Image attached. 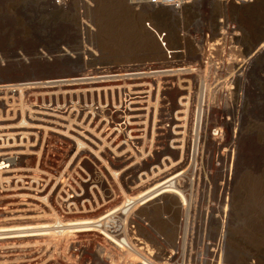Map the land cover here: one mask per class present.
<instances>
[{
  "label": "rangeland",
  "instance_id": "374dc122",
  "mask_svg": "<svg viewBox=\"0 0 264 264\" xmlns=\"http://www.w3.org/2000/svg\"><path fill=\"white\" fill-rule=\"evenodd\" d=\"M53 1L0 0V85L25 83V81L44 82L49 79L72 76L81 77L95 72L97 68H104L106 72L121 75L128 66L145 63L155 64L154 66L162 65L167 62L164 52L144 27L146 22L155 29L167 33V45L171 49L184 48L186 59L189 61H196L201 56V59L205 61L206 57L203 53L207 51L210 61L207 65L204 64L203 74L190 77L184 75L171 78L160 77L155 80L145 78L137 84L143 85L142 90L146 93L151 92L150 106L143 104L148 112L152 113L153 108L158 105L155 113L159 118L165 113L160 109L164 104L173 122L177 118L183 120L182 112L187 113L188 116L191 115L187 120H192L194 107L198 102L197 97H202L205 88L212 91L210 94L212 97L207 105V118L211 123L208 128L209 138L206 140L204 157L201 152L197 158L192 157V161L196 159L201 161L198 162L200 169L195 177L197 181H200L199 190H203L205 189L204 175H206L207 184L210 185H206L205 190L210 188L209 200L213 202L221 180L217 171V164L220 161L215 162L214 159L218 151H215L210 140V130L214 128L213 122H216L218 124L216 126L223 131L221 145L228 142L231 136L236 141L235 173L223 264H264V46L263 49H259L264 44V0H246L241 3L236 1L235 4L225 5L224 8L210 7V0H197L202 5L200 10L196 9L193 16L184 14L181 23L176 22L171 16L149 17L146 10L136 11L127 0H87L90 7L83 0H70L65 9L55 7L52 5ZM215 1L224 3V0ZM130 7L133 8V12L129 11L132 16L128 13ZM219 20L227 21L235 26L233 37L230 33L228 35L221 33ZM84 22L90 26L91 30L82 26ZM136 31L148 32L154 47L147 49ZM182 34H184L183 37H181ZM182 38L185 41L180 40ZM202 44L205 45L204 50L201 48ZM84 49L93 55L84 53ZM65 52L68 54V59L79 60L76 66L60 64L67 61L64 57L59 58ZM157 53L161 56L160 58L156 57ZM154 55L155 57H152ZM41 56L44 58L42 59ZM84 60L88 61L85 67ZM232 60H238L240 64L233 66ZM241 65L245 66L240 72ZM230 79H234V84H231L233 90L229 92V95L228 93L221 95L220 92L223 90L219 89ZM126 82L130 88L125 89V93L134 91L131 87L133 83ZM81 84L79 83L76 87V93L71 99L59 98L58 104L60 106L66 104L74 112L84 111L87 115L85 123H81L82 117L68 127L42 122V109L47 101L42 91L22 92L21 95L16 93L12 102L7 100L12 105L8 113L6 108H0V127L7 129L4 133L24 132L27 131L26 125L37 124L43 125L46 130L45 135L42 134L30 140L29 152L13 168L17 172L9 176L10 183L5 180L7 176H0L2 190L0 191V227L12 225L9 222H3L11 215L39 217L31 223L27 222V225L33 226L43 224V220L48 219L58 210L66 212L62 204H60L61 208L50 204L47 208L40 206L36 200L28 199L29 192L25 186V176L33 170L42 173L48 185L46 191L55 183L57 185L55 191L61 189V192L68 191L69 194L83 195L80 199H73L77 207L76 212L64 215L67 221L94 220L117 203V200L105 202L107 200L105 196L107 193L110 194L105 181L107 180L115 194L119 193L118 182L114 183L109 173L114 171L115 174H119L116 172L120 170V157L112 155L111 152H119V155L121 153V149L118 151V147L121 148L120 133L115 132L111 135L109 129L110 124L118 119L119 113H116L114 108L119 102L118 88L120 102L122 100L124 81L120 77H112L98 82V87L101 89H113L114 96L108 93L106 98L103 96L97 98L95 94L90 96L88 93H83L84 86ZM216 84L219 86L215 87ZM188 93L191 98L188 101L182 100ZM7 98H10V95ZM144 100L147 101V99ZM179 103H187L188 111L185 112L186 107L180 108ZM21 113L24 114V121L30 114L39 121H25L26 123L23 124ZM227 118H229L227 121L231 123L229 127H224ZM187 123H190V128L200 127L202 138L203 127L198 122L188 121ZM52 131H57L58 134ZM81 136L84 138L81 139ZM5 140L4 138V144ZM8 143H12V136ZM22 150L16 149L17 152ZM75 152L80 154L74 155ZM64 192L61 193L63 196ZM103 197H105L104 202L101 200ZM82 199L86 200L83 204ZM28 209H31V213ZM166 210L167 208H163L158 211L154 208L153 211L160 216L163 212H167ZM15 211L19 213L14 214ZM199 211L200 209L197 208V222ZM214 211L212 208L206 210L208 219H212ZM174 220L173 216L164 230H159L162 227H159L158 221L157 225L154 222L156 230L167 240L165 245H154L159 249L157 252L163 253L174 244L177 231V223H174ZM209 226L210 230L207 234L209 238H212L219 232L221 226L215 218ZM197 227L196 223L195 228ZM194 232L193 242L195 243L196 230ZM144 237L151 243L152 238L147 235ZM29 239L35 238L15 239L17 240L15 246H22L16 250L33 246L32 244L24 246L25 241ZM78 240H80L82 251L78 264H86L91 259L95 264H105L100 260L102 252L98 250V244H101L100 237L80 236ZM65 246L71 247V240H67ZM171 255L172 261L177 259V264H181V253L180 258H177L176 253ZM210 259L211 256L207 253L206 264H214L213 260L209 261ZM195 263L199 264L192 258L191 264Z\"/></svg>",
  "mask_w": 264,
  "mask_h": 264
},
{
  "label": "built area",
  "instance_id": "2783aa9c",
  "mask_svg": "<svg viewBox=\"0 0 264 264\" xmlns=\"http://www.w3.org/2000/svg\"><path fill=\"white\" fill-rule=\"evenodd\" d=\"M69 1L54 0L52 5L65 9ZM83 1L89 7L91 6L87 0ZM195 1L197 0H127L136 11L143 7H149L153 9L167 8L175 12L181 11L185 6ZM219 22L222 28L220 29L221 33L224 32L227 35L230 33L233 37L235 26L227 21L219 20ZM84 24L91 29L86 22ZM154 34L158 46L164 52L165 61H168L169 65L154 66L155 64L145 63L128 66L130 69L145 72L153 70L155 67H170L182 69V73L186 77L204 73L205 66L201 59L202 56L196 61H189L186 59L184 48L171 49L167 45V33L160 29H154ZM183 36L184 34L181 35V37ZM201 48L204 50L205 45L202 44ZM176 55L180 57L174 58ZM155 108L147 121L134 118L137 114L127 115L122 134L121 166L119 172H116L119 173V177L116 179L111 174L114 171L109 173L112 181L118 182L119 193L115 194L107 180L105 181L106 188L110 192L105 196L107 199L105 202L110 203L117 200V203L106 210L103 215L94 219L91 224H87L82 232H73L75 229L72 226L68 230L71 233L64 234V224L67 221L64 219V215L76 212L77 207L73 201L74 198H72L76 194H69L68 191L61 192V189L55 191V183L46 191L48 185L40 171L33 170L25 176V186L29 192L28 199L36 200L40 206L43 205L47 208H49L48 204L54 205V207H60L62 204L65 206L66 212L58 210L53 217L49 216L48 219L43 220L44 223L39 228L42 230V235L30 237L35 239H29L24 243V246L32 244L31 247L17 251L12 245L16 244L17 240L0 241V264H78L82 254L78 238L90 235L100 237L102 245L98 244V250L102 252L100 260L105 264H177V259L170 261L159 258L160 255L167 258L171 253H176L177 258H180L181 253V264H191L192 258L199 264L202 262L206 264L208 262L205 261L207 253L211 256L209 261L213 260L214 264H223L227 243L226 230L230 220V197L235 173L236 141L231 136L228 142L221 145L224 147V152L222 153V149H220V152L215 154V162L220 161L217 164V171L221 180L214 201L210 202V188L205 190L206 185H210L207 184L206 175H204L203 187L205 189L203 190H199L200 181H197L195 177L200 169L198 162L201 161L197 159L192 161L193 156L197 158L201 152L204 157L205 153L206 141L200 137V127L190 128L189 125L182 122L178 125L179 128H175L172 123L173 118L169 112H166V106L161 105L160 109L165 113L161 112L160 114L163 116L159 115V118L155 113ZM175 131L178 133L177 142H174ZM222 133V129L210 132L211 137H215L218 143L222 140ZM176 158L178 159L175 160ZM178 162H182L184 167L174 173V165ZM0 191L2 190L0 189ZM105 191L107 190L105 189ZM63 192L64 196L61 194ZM167 197H171L174 201L166 202L165 198ZM75 198L80 199V197ZM65 200H69V202H65ZM85 201L82 199L81 203L83 204ZM28 204L31 205V203ZM153 206L167 208V212H163L158 219L169 222L174 216V223H177L175 240H172L174 244L163 253L157 252L159 249L155 246L157 244L165 245L167 240L154 227L152 214L148 211ZM197 208L200 209L198 222L196 220ZM209 208L215 210L212 213V219H208L206 216V210ZM28 210L31 213V209ZM38 216H40L39 213ZM214 218L219 221L222 229L220 228L214 237L209 238L207 233ZM196 223L198 224L197 228H195ZM195 230L197 239L194 243ZM144 235L152 238L154 242L150 241L151 243H149ZM67 240H71V247L65 246ZM93 261L91 259L86 264H95Z\"/></svg>",
  "mask_w": 264,
  "mask_h": 264
},
{
  "label": "bare ground",
  "instance_id": "6f19581e",
  "mask_svg": "<svg viewBox=\"0 0 264 264\" xmlns=\"http://www.w3.org/2000/svg\"><path fill=\"white\" fill-rule=\"evenodd\" d=\"M217 1H221V0H217ZM236 1H240L239 3H241V1H246V0H224V3H222V2L219 3V2H216L215 0H210V2H211L210 7H212V8H215V7L216 8L217 7L222 8L223 7L224 8L225 5L235 4ZM245 4H247V3H245ZM207 5H209V4L207 3ZM200 7H202V5L200 4V2L196 1V2L191 3L190 5L185 6L181 11H177V12L169 10L167 8L153 9V8H149V7H143L142 9L146 10V14L149 17L155 16V15L156 16H162V17L171 16L176 22L181 23L182 18H183L182 16L184 14H188L189 16H193L195 10L196 9L200 10ZM228 10H229V8H228ZM129 11L133 12V8L130 7V10H128V13L132 16L131 12H129ZM134 15H136V14L134 13ZM132 18H134V17H132ZM82 26H85L86 29H89L85 24ZM144 27L153 37L155 36V34H154L155 28L150 23L146 22L144 24ZM136 32H137L136 34H138L140 36V39H143L142 40L143 44L147 49H152V47H154L153 46L154 43H153L151 36L149 35L148 32H146V31H141V32L136 31ZM154 39H155V37H154ZM180 40L185 41L184 38H182ZM263 46H264V44L261 45L259 49H263ZM84 51H85L84 53H87L89 56L93 55L90 51L87 52L85 49H84ZM58 53H60V52H58ZM203 54L206 57L204 64L207 65L210 61L209 53L206 51ZM61 57H64L67 59V61L61 62L60 63L61 65L76 66V64L79 62L78 59L77 60L68 59L67 58L68 54L66 52L59 56V58H61ZM152 57H155V55ZM156 57L160 58L161 56L159 55V53H157ZM41 58L43 59L44 57L41 56ZM174 58H177V56H175ZM92 62H93V60H92ZM163 64L169 65V62L167 61V62H164ZM232 64L234 66V65H237L240 63L238 60H234ZM83 65H84V67L87 66L88 61L84 60ZM244 66L245 65H241L239 68V71L241 69H243ZM167 68H170V67H165V68L155 67V69H153V70H149V71H145V72H137L136 70H133V69H130L129 67H126V69H124V72L121 75L114 74V72H109V71L106 72V69L104 70V68H101V69L97 68L95 70V72L90 73L86 76H81V77H77V76L69 77L68 76L69 78L49 79V80H45L44 82H36V81L26 82L25 81L26 79H25L24 80L25 83H15V84L14 83H8V84L6 83L5 85H0V96L1 95L3 96V97H0V108H6L7 109L6 113H8V111L10 110L12 105H10L7 102V100H11V102H12L13 96L16 93L21 95L22 92L33 91L36 93L38 91H42L43 95L47 97L46 105H44L43 109H42V111H43L42 112V117H43L42 122H45L48 124H58L62 127H68L71 124L77 122L78 119L82 117L81 123H85V121L87 120V115L84 113V111L74 112L71 109V107L67 106L66 104H63L62 106H60L58 104V99L59 98L71 99L73 94L76 93V87L79 85V83L80 84L83 83V84H81L84 86L82 92L88 93L90 96H93L95 94L97 96V98H100L101 96L106 98L108 93L111 96H114L115 93H114L112 88H102L101 89L98 87V82H100L102 80H106L108 78H112V77H120V78H122V81H124L122 100L120 102V89L118 88L117 94L119 97V99H118L119 102H118V105L114 108L115 112L119 113L118 119L116 120L115 123L110 124L111 128L109 130H110L111 135L115 132L120 133L121 148L119 146L118 151H120V149H121V153L119 155V152H111V154L114 156H117L118 158L120 157V160H121V157L123 154L122 134H123V127L125 124V120L127 119V115L130 113L137 114V116L134 118H138V119L141 118L145 121L149 120V116H150V113L148 112L147 107H145L143 104L150 106L149 100L151 97L150 96L151 92L146 93L144 90H142L143 85H139V84H137V82L142 81L145 78H148L150 80H155L156 78H160V77L171 78L174 76H183L184 75V73H182V69H173V68L167 69ZM176 78H177L176 80L179 81V78L178 77H176ZM232 78H234V77H232ZM234 79L227 80L225 83H224V81L222 82V83H224V85L219 89V90H221V89L223 90L222 92H220L221 95H222V93L223 94L228 93V95H229V92L233 90L232 85L234 84ZM126 81L133 83L131 87L134 91L130 92L131 91L130 90V91H127L125 93V89L128 90L130 88V86L126 85V83H127ZM18 82H20V81H18ZM1 83H2V81H1ZM218 86L219 85L216 84L215 87H218ZM138 89H141V90H138ZM180 90H183V89H180ZM211 92L209 89L205 88L202 97H200V96L197 97L198 102H197V105L194 107V113H193V119L192 120H187L188 118L191 117V115L188 116L187 113H183V112H182V114L184 116L183 120H181L180 118H177L173 122V119H172V123L175 125V128H179L178 125H180L182 122H185L189 126H190V123L188 124L187 123L188 121L193 122V123L198 122L203 127L202 128V139L206 141L209 138L208 128H210L209 124L211 123V121L209 123L208 118H207V112H208L207 105H209L208 104L209 100L212 97L210 95ZM8 95H10V98H7ZM190 98H191L190 93H188L187 97L183 98L182 100L188 101V99H190ZM144 99H147V101H145ZM179 107L180 108L186 107L185 112H187L188 111L187 109H189L187 103L186 104L179 103ZM227 110L228 109H226V111ZM229 113L230 112L228 111V115H230ZM21 118H22L23 124L26 123L25 121H27V122L39 121V120H37V118H34L33 116H31V114L26 116L27 120L24 121L23 120L24 114L21 113ZM228 119L229 118H227L226 121ZM175 121L179 122V123L175 124L176 123ZM230 123H229V121H227L226 123H224V127L225 126L229 127ZM65 125H67V126H65ZM216 125H218V124H216V122H213L212 127H214V128H211L212 131H215L216 129H221V128L217 127ZM25 128L27 131H24V132H11V133L5 132L4 133V131H6L7 129L0 127V131H2V132H0V143H1V145H0V176H7L8 178H6L5 180H7L8 183H10V180H11L9 178V176L15 175V173L17 172L13 169L17 165V162L19 163V160L24 159V156L29 152L28 145H29L30 140L38 138L39 135H42V134L45 135L46 134V130H45L44 126L41 124L29 125V126L26 125ZM52 133L58 134L57 131H52ZM174 135H175V137H174L175 141L174 142H177L178 133L175 131ZM11 136H12V143L9 144L8 141L10 140ZM4 138L6 139L4 141L5 144L3 143ZM83 138L84 137L81 136V139H83ZM210 140L212 141L213 148L216 149L215 151H219L220 149H222V153L224 152V150H223L224 147L221 146V144L217 142L215 137H210ZM75 142L76 141H74V143ZM30 147H33V146H30ZM18 148H21L23 150L20 152H17L16 149H18ZM75 149H77V147H75ZM175 149H177V147H175ZM79 154H80V152L74 153V155H79ZM183 167H184L183 163H176L174 165L173 172L177 173ZM111 174L116 179L119 177V174H115L114 172H112ZM54 186L57 187L56 184H54ZM75 197L82 198V195H75L72 198H75ZM68 198H70V197H68ZM104 198L105 197H103L101 199L102 202H104ZM165 201L169 203V202H172L174 200H172L171 197H167V198H165ZM65 202H69V200H67V201L65 200ZM94 202H95V198H94ZM154 208H156V210L160 211V210H163L164 207L153 206V207L149 208L148 211L151 212L152 218H153L154 222L156 223V225H157V221H158L159 227H162V229H159V230H164V228L166 229L168 226V222H164L160 219L158 220V218H160L161 215L157 216L156 211H153ZM18 213H19V211L14 212V214H18ZM51 216L53 217L54 214H52ZM36 219H39V217H33V216H28V217L17 216L16 217L15 215H11V217L9 219H4L3 222H9L12 225L10 227H0V241L2 242L5 240H10V239H13V240L14 239H26V238L37 237V236L42 235V233H41L42 230L39 229V228H41V225H33V226H31V224L27 225L28 223H31ZM65 222L66 223L64 224V226H65L64 234L68 235L69 233H71L68 230L72 226H74L73 228L75 229L73 232H82L83 229L87 226V224H91L93 222V220L65 221ZM5 225H7V224H5ZM151 241H152V243L154 242L153 240H151ZM12 245L15 248H20V247L22 248V246L16 247L15 246L16 244H12ZM159 258H165V259L171 260L172 255L170 257H167V258L164 257V255H161Z\"/></svg>",
  "mask_w": 264,
  "mask_h": 264
}]
</instances>
